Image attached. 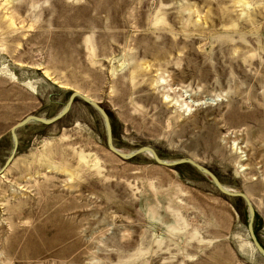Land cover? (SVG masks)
Instances as JSON below:
<instances>
[{
  "label": "rangeland",
  "instance_id": "1",
  "mask_svg": "<svg viewBox=\"0 0 264 264\" xmlns=\"http://www.w3.org/2000/svg\"><path fill=\"white\" fill-rule=\"evenodd\" d=\"M74 91L119 151L190 158L246 194L264 248V0H0V168L11 128ZM16 133L0 264H264L241 201L190 166L116 157L82 101Z\"/></svg>",
  "mask_w": 264,
  "mask_h": 264
},
{
  "label": "water",
  "instance_id": "2",
  "mask_svg": "<svg viewBox=\"0 0 264 264\" xmlns=\"http://www.w3.org/2000/svg\"><path fill=\"white\" fill-rule=\"evenodd\" d=\"M80 100L83 103H85L87 106L91 107L101 118L104 128H105V134H106V147L109 152H111L116 157L122 159V160H131L135 158L138 155L141 154H149L151 155L152 160L159 166H163L166 168H173L177 166L187 165L191 168L195 169L198 173L202 174L204 177H206L213 185L214 187L224 196L228 198L233 199H240L244 206L246 207L247 211V233H248V239L252 244V247L254 249V252L261 257L264 260V248L259 243L253 229L254 219H255V209L251 201L246 197V195L242 192H231L225 189L223 185L219 182L217 177L206 167L196 163L190 158H180L173 161H168L161 159L158 154L155 152L154 149H152L149 146H143L138 148L136 151L131 153H123L120 152L119 149H117L113 144V138H112V128L110 123V118L108 114L105 112V110L100 106V104L95 103L87 96H84L76 91L71 92L68 96V99L61 111H59L54 117L52 118H44L39 116H27L24 119H22L20 122H18L16 125H14L10 130V136L12 138V150L10 152V155L4 162L3 166L0 168V175H2L6 169L9 167L11 162L13 161V158L16 154L17 148H18V139L16 135V131L18 129H21L28 125L29 123H37L41 125H52L62 119L71 109L72 104L76 101Z\"/></svg>",
  "mask_w": 264,
  "mask_h": 264
},
{
  "label": "bare ground",
  "instance_id": "3",
  "mask_svg": "<svg viewBox=\"0 0 264 264\" xmlns=\"http://www.w3.org/2000/svg\"><path fill=\"white\" fill-rule=\"evenodd\" d=\"M79 93V92H78ZM80 94H82V93H80ZM82 95H84V94H82ZM84 96H86V95H84ZM88 97V96H87ZM88 98H90V97H88ZM91 99V98H90ZM92 101H94L93 99H91ZM95 102V101H94ZM95 103H97V102H95ZM98 104V103H97ZM40 117V116H39ZM19 130V129H18ZM17 132V131H16ZM16 135H17V133H16ZM18 139V138H17ZM121 152V151H120ZM141 155H149V154H141ZM139 156V155H138ZM150 157H151V155H149ZM137 157V156H136ZM194 161V160H193ZM197 163V162H196ZM5 174V173H4ZM3 175V174H2ZM1 177V176H0ZM224 187V186H223ZM226 190H228L227 188H225ZM229 191V190H228ZM246 195V194H245ZM246 197L250 200V198L246 195ZM251 201V200H250Z\"/></svg>",
  "mask_w": 264,
  "mask_h": 264
},
{
  "label": "trees",
  "instance_id": "4",
  "mask_svg": "<svg viewBox=\"0 0 264 264\" xmlns=\"http://www.w3.org/2000/svg\"><path fill=\"white\" fill-rule=\"evenodd\" d=\"M239 201H241L240 199H238ZM242 202V201H241Z\"/></svg>",
  "mask_w": 264,
  "mask_h": 264
}]
</instances>
